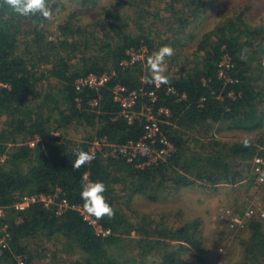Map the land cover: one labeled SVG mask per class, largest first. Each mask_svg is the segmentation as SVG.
<instances>
[{
	"label": "trees",
	"instance_id": "trees-1",
	"mask_svg": "<svg viewBox=\"0 0 264 264\" xmlns=\"http://www.w3.org/2000/svg\"><path fill=\"white\" fill-rule=\"evenodd\" d=\"M52 1L46 0L47 8L50 9ZM80 1L92 5L90 7L97 2ZM121 4L116 2V6ZM193 4L198 7V3ZM130 5L131 11L138 14L137 0H130ZM196 11L200 15L198 9L193 13ZM122 13H106L100 26L102 36H95L98 41L93 44L98 45L100 55L85 58L84 54H79L76 59L80 67L75 69L69 54L92 47L89 39H82L81 26L72 21L63 22L58 27L59 37L46 40L38 27L46 23L47 17L39 12L23 17L5 0H0V119H5L0 131V205L10 212L9 218L7 216L8 248L0 251V264H15L17 256L29 263L33 257L24 240L49 242L58 236L71 241L72 246L86 254L84 261L74 264H136L133 257L126 259L115 253L124 237L132 233L139 237L136 244L143 258L140 264L145 261L146 254L155 250L160 251L157 264H182L181 257L189 250L203 262L196 221L172 228L162 222L166 216L160 221H148L144 217L138 226L132 225L115 205L119 198L114 195V185H121L128 197L143 195L149 202H158L165 196L164 190L171 186L178 189L203 183L214 187L224 182L234 184L237 179L246 177L243 169L230 173L232 167H238L233 164L235 158L231 155H239L245 163L252 158L255 145H229L210 134L214 127H218L236 132H259L261 135L264 126V63L260 56L264 55V26L246 25L241 16L218 24L214 30L200 36L196 46L198 56L194 55L192 68L167 77L169 83L156 88L153 82L149 83V78L146 83L141 81L148 76L142 64L121 67L120 62L127 60L129 51L144 47L150 55L162 46L174 47L180 40L167 39L157 45L150 38L149 30L147 35L140 27L137 33L131 32L123 17L130 12ZM171 14L175 15V12ZM191 16L193 19L197 17ZM74 17L75 14H71L69 20ZM24 19L29 22V33L23 28ZM188 24L187 20L183 26L180 23L176 35H182ZM224 58L230 60L231 68L225 71V78H221L219 64ZM251 64L256 65L254 70ZM108 70L115 74L98 92L88 88L81 92L75 90L74 84L81 76ZM51 83L61 87L57 94L51 95L52 106L46 104L48 94L35 111L29 108L27 99L40 97L39 86ZM117 84L129 91L138 88L154 91L155 109L163 107L170 113L168 118L160 117V128L174 152L165 162L149 167H139L144 161L139 155L132 162H127L122 155L116 158L97 155L90 163L74 169V151L82 149L86 152L88 144L61 141L54 137V130L71 124L84 125L94 132L87 140L105 137L109 144L116 146L136 142L142 137V126L138 122L128 125L117 117L119 107L112 100L111 92L112 86ZM168 88H172L175 94L167 93ZM182 94L185 98L178 99ZM92 101L97 102L96 107L90 106ZM147 102L148 99L142 97L136 109L140 110ZM199 126L204 131L199 136L190 137L181 131ZM36 139L37 143L30 146L29 143ZM85 174L89 175V181H101L106 187L103 195L115 215L99 220L90 217L102 229L109 230V235H97L76 211L68 210L57 215L55 205L46 207L36 203L25 211H14L17 202L35 195L52 197L54 204L65 199L69 205L83 208L81 187ZM126 207L129 209L127 204ZM261 223L253 220L247 225L248 236L240 241V246L244 247L242 264H264ZM47 259L50 264H57V250Z\"/></svg>",
	"mask_w": 264,
	"mask_h": 264
},
{
	"label": "rangeland",
	"instance_id": "rangeland-1",
	"mask_svg": "<svg viewBox=\"0 0 264 264\" xmlns=\"http://www.w3.org/2000/svg\"><path fill=\"white\" fill-rule=\"evenodd\" d=\"M116 2H122V4L116 6ZM193 2L195 4L198 3V7ZM137 3L139 4L137 11L140 9L138 14L133 10L131 11L130 0H97L93 7H90L92 5L87 3L85 5L80 0H53L49 5L50 9L48 8L50 16L47 17L46 23L39 25L38 29L43 31L46 40H55L59 37L58 27L63 22L72 21L73 24L81 26L83 30L82 39L84 37L89 39L92 47L81 48L78 52L69 54L68 57H71L72 65L75 66V69H79L80 65L76 59L79 54H84L85 58L100 55L98 45L93 44L98 41L97 38L95 40V36H102L100 26L102 21L106 19V13H118V11L122 13L121 7H123V13L128 11L131 14L123 16L131 32L137 33L138 31L136 30L140 27L145 31L144 35H147L149 30L150 38L157 45L167 39L170 41L180 40L177 45L171 47L173 54L165 56L164 59V67L166 69L164 75L174 77L181 70L192 68L200 36L214 30L218 24L223 23L225 20H236L237 17L241 16L240 19L246 25L251 27L264 26V0H137ZM194 9L200 10V15L197 14V11L193 13ZM172 12H175V15H172ZM71 14H75V17L69 20ZM193 14L197 15L195 19L191 16ZM112 15L111 13L108 16L111 18ZM140 15L142 19L139 20L138 17ZM25 16L27 15H23V17ZM186 20L189 24L183 29V34L180 36L176 35L177 27L180 23L183 26ZM23 28L25 32L29 33L30 25L27 19H24ZM190 36L194 37L191 38ZM257 43H260V41L257 40ZM157 51L150 55L148 53L143 62L139 63L147 71L146 75L148 76L141 79L144 83L147 82V78L151 79V71L147 63L148 57ZM260 57L261 62L264 63V55L261 54ZM255 67L256 65L251 64L253 70ZM51 84H41L39 86L40 97L27 99L29 108L35 111L44 102V98L48 94L50 97L47 99L46 104L49 107L52 106L53 99L51 95L57 94L61 87L59 84ZM3 121L5 119L2 117L0 119V131L4 128L2 126ZM221 130L223 132H220ZM54 131H56V133H53L54 137H59L62 139L61 141L64 140L70 143L84 142L87 144L93 138L90 140L86 138L90 135L93 136L94 133L90 128L77 124H71L67 128H60ZM181 131L190 137L199 136L201 132H204L200 126L190 131ZM219 132L220 134L217 135ZM210 135H217L215 139L229 145L249 143L254 146L261 139V135L255 132L225 131L223 128L218 127H214ZM33 141L37 143V139ZM107 150L104 149L103 154L107 153ZM196 151L198 152L200 149L197 147ZM231 156L235 158L233 164H238V167H232L230 173L243 169L247 175L252 158L247 159L244 163L240 160L239 155ZM243 179H237L234 184L227 182L217 184L214 187L223 189V191L219 192H216L213 189L214 187L203 183L178 189L171 186L170 189L164 190L165 196L161 197L162 199L158 202H149L143 195L128 197V192H124L121 185H114V195L119 198V200L115 201V205L123 211L130 224L135 226L144 221V217L148 221H160L162 216H166V218L162 219V222L172 228H181L187 223L196 221L198 224L196 233L202 244V258L204 261L197 260L189 250L182 255V264H242L244 262V247L240 246V241L248 236V223L256 219L244 220V227L237 229L236 226L231 227V222L234 223L233 220H235L232 218L240 216L243 218L244 212L249 205L253 203L262 205L264 202V190L253 186L251 181L243 182ZM126 204L129 209H127ZM7 214L9 218L10 212L8 210ZM230 219H232L231 222ZM261 224L264 229V222ZM53 239L49 242L43 239L24 240L29 254L33 257L29 263L25 261V264H50L47 257L56 250L57 260L59 261L56 262L57 264H74L86 259V254L82 253L75 245L72 246L71 241L66 240L62 236L54 237ZM138 239L139 237L134 233L129 237H124L122 245L115 252L116 256H122L126 259L133 257L137 260L136 264H140L143 258H141L140 251L137 249L136 241ZM172 244L176 246V243ZM153 245L151 244V246ZM159 252L155 250L146 254L144 257L145 261L141 264H157L160 262ZM121 260L123 259L121 258Z\"/></svg>",
	"mask_w": 264,
	"mask_h": 264
},
{
	"label": "built area",
	"instance_id": "built-area-1",
	"mask_svg": "<svg viewBox=\"0 0 264 264\" xmlns=\"http://www.w3.org/2000/svg\"><path fill=\"white\" fill-rule=\"evenodd\" d=\"M147 54L148 51L144 47L136 51H129L127 52V60L121 61L120 66L131 67L139 64L143 62ZM219 67V77L225 78V71L231 68L230 60L224 58L219 64ZM114 74V71L108 70L101 74L81 76L76 80L74 88L77 92H81L84 88L98 92L109 83ZM154 85L156 88L160 86V84L156 82H154ZM111 92L112 100L117 103L119 107L117 117L124 119L128 125L138 122L142 126V137L136 142H128L122 146L109 144L105 137H94L88 142L86 152L94 153V156L102 155L110 158H116L122 155L127 162H132L137 155H139L144 159L143 163L139 165L141 168L149 167L159 162H165L174 152V148L162 135L160 117L164 116L168 118L170 113L163 107L155 109L157 99L154 91H146L142 88L129 91L124 86L117 84L112 86ZM167 93L173 95L175 91L172 88H168ZM142 97L148 99V104L143 103L140 110H137L136 105ZM184 98L185 96L183 94L182 96H178L180 100ZM90 106L96 107L97 102L92 101ZM35 143L36 141H32L29 145L34 146ZM254 147L255 150L250 162L249 171L242 181H251L253 186L264 190V132L262 133L261 139ZM104 149H108L105 154H103ZM88 176V174L83 176L84 183L89 181ZM36 203H42L46 207L55 205L57 215H61L68 210L76 211L84 221L88 222V224L94 228L97 235L107 236L110 233L109 230L102 229L99 224L85 212L84 208L77 205H69L65 199H61L57 204H54V198L52 197L36 195L26 196L20 202H17L13 206V209L15 211H25ZM7 215V209L0 205V251L8 248L10 233L7 224ZM232 219H235L233 220L234 223L231 222ZM232 219H230L231 227L236 226L237 229H242L244 227V220L256 219L260 222H264V202L262 205L255 203L249 205L244 212L243 218L240 216ZM15 264H25V261L22 257L17 256L15 258Z\"/></svg>",
	"mask_w": 264,
	"mask_h": 264
},
{
	"label": "clouds",
	"instance_id": "clouds-1",
	"mask_svg": "<svg viewBox=\"0 0 264 264\" xmlns=\"http://www.w3.org/2000/svg\"><path fill=\"white\" fill-rule=\"evenodd\" d=\"M15 11L22 15L35 14L39 12L44 17H49L50 12L46 6V0H5ZM173 49L170 46H162L152 56L148 57L147 63L151 71V79L149 83L157 84L169 83L167 76L164 75L166 69L164 67L165 56H171ZM76 160L72 164L74 169H79L86 163H90L94 158V153L84 152L82 149L74 151ZM106 187L101 181H88L82 184L81 199L84 201L83 208L89 216H94L97 220L107 216L112 218L115 213L113 208L106 201L103 193Z\"/></svg>",
	"mask_w": 264,
	"mask_h": 264
},
{
	"label": "crops",
	"instance_id": "crops-1",
	"mask_svg": "<svg viewBox=\"0 0 264 264\" xmlns=\"http://www.w3.org/2000/svg\"><path fill=\"white\" fill-rule=\"evenodd\" d=\"M224 130H225V131H229V130H227V129H224ZM220 132H223V130H221ZM220 132L217 133V135H219ZM263 132H264V126H263V129H262L261 135H262ZM257 134H259V132H257ZM217 135H214V138H216ZM213 189H214L216 192L223 191V189H222L221 187H214ZM217 194H218V193H217Z\"/></svg>",
	"mask_w": 264,
	"mask_h": 264
}]
</instances>
